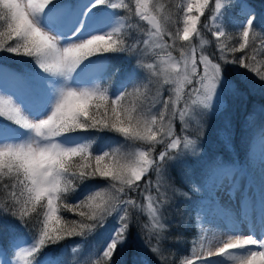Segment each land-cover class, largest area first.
<instances>
[{"label": "snow or ice", "instance_id": "1", "mask_svg": "<svg viewBox=\"0 0 264 264\" xmlns=\"http://www.w3.org/2000/svg\"><path fill=\"white\" fill-rule=\"evenodd\" d=\"M0 52L29 65L0 64V221H15L0 264H66L69 252L82 264H169L180 227L198 237L181 264H264V188L257 199L244 169L207 160L204 143L210 116L264 95V19L249 0H0ZM221 131L230 142L231 122ZM101 133L120 139L95 147ZM259 134L264 145V119ZM134 238L142 247L125 261Z\"/></svg>", "mask_w": 264, "mask_h": 264}, {"label": "trees", "instance_id": "2", "mask_svg": "<svg viewBox=\"0 0 264 264\" xmlns=\"http://www.w3.org/2000/svg\"><path fill=\"white\" fill-rule=\"evenodd\" d=\"M178 2V0H176ZM249 3H251L252 7L255 8L257 15L264 19V0H249ZM0 58H6L9 61L10 60H16V57L13 54L9 53H3L0 52ZM114 66L119 67L121 69V72L126 70L129 65L124 64L121 62L120 59H117L114 61ZM256 67L260 71H264V54L257 55V63ZM231 74V73H230ZM235 75H238V73H233ZM248 76L252 79H255V76L253 73L249 72ZM260 96H263L259 94V92H256L254 95L247 96L243 99H241V104L238 107L235 106L234 111L231 112L230 115V122L232 125V138H233V145L234 150L231 151L227 148H217L214 147L213 144L212 147L209 148V156L206 157L207 160H211L215 158L216 156H222L224 160L226 161H233L237 163L238 166H243L248 170V167H250L252 157H254V154L257 152V150L261 147V140H260V134H259V125L262 121V116L255 117L252 112V102L255 98H259ZM259 100V99H257ZM261 101H263L261 97ZM259 102V101H258ZM250 122L249 124H246L245 122ZM251 126L252 131L249 132L248 128ZM221 134V133H220ZM101 137L99 141L96 143L95 147H100L102 145H105L107 142L115 141L116 135L114 133H101L99 134ZM206 141V140H205ZM210 142L214 143L211 140ZM216 152V153H215ZM201 166L197 165V172H199V168ZM177 179V185L182 188L184 191H189L190 195H192V199H197V196L190 192L189 188L181 183L179 176L176 177ZM103 181H93L90 182V184L93 185H103ZM80 194L78 193L77 196ZM153 195H155L153 193ZM73 198H70V200ZM0 202H2V198H0ZM182 203V202H181ZM189 207L188 205H184L182 203V209ZM66 217H71V213H64ZM168 215H173L172 213H169ZM138 220L146 224L150 227L149 220L146 219L143 212H138ZM15 223V221L12 220L11 217L5 218L2 221H0V244H3L8 239V232L11 226ZM114 226V221L109 220L106 227L102 230H99L98 236L101 237V233L104 231L103 236ZM135 231V229H133ZM102 236V237H103ZM101 237V241H102ZM96 239L94 237H89L88 243L86 245H82L81 248L85 251L87 246L91 245L93 240ZM198 237L196 235V229L195 228H189V227H180V228H173L171 231V242L167 246V256L169 257V264H181V261L186 258H191V248L192 243L194 240H197ZM80 238H74L73 240H66L63 242L62 245L55 246L57 249L64 245H72L74 243H79ZM141 242L138 238H134L133 245L129 251L128 257L123 258L125 261L132 258L133 254L138 248H141ZM47 251V249H46ZM146 251V250H145ZM115 258V257H114ZM151 260V264H159V261L156 259L155 256L149 257ZM66 264H82L83 261H85V257H80V260L77 261L75 258L72 259L69 256L63 257Z\"/></svg>", "mask_w": 264, "mask_h": 264}, {"label": "rangeland", "instance_id": "3", "mask_svg": "<svg viewBox=\"0 0 264 264\" xmlns=\"http://www.w3.org/2000/svg\"><path fill=\"white\" fill-rule=\"evenodd\" d=\"M205 39H209L210 40L212 38H211V36L209 34L206 33L205 34ZM203 47L206 50H208V51H213L214 50L212 48V46L209 45V44H205ZM26 59L27 58L16 57V60H10L9 61L6 58H0V64H5L10 69H20V68H24V67L29 66V65H26L24 63V61ZM231 74H233V73H231ZM261 97H262L263 101H261ZM257 99H259V100H257ZM240 104H241V99H233V100H231L229 102V106L226 107L224 110H222L221 113H219V114H217L215 116H210L208 118L207 131L204 133L205 157L209 156V154H210L209 151L210 150H209L208 147H212L213 144L215 145L214 147H217V148L224 147V148H227V149L231 150L232 152L235 151L234 150V145H233V138H232V140L230 142L226 141L225 138L223 137V134H222L221 130H222L224 124L227 123L228 121H230V115H231V112L234 111L235 106L237 105L239 107ZM252 104H253V106H252L253 115L255 117H260L261 116L260 108L262 106H264V95L260 96L259 98H255L253 100ZM176 131H177V134H179V132H180V125L179 124L176 125ZM115 139L118 140L120 138L116 137ZM213 139H214V143L210 142L211 140L213 141ZM262 157H264V145L261 144V147L254 154V157H252L250 167H248V171H244L241 174L242 175V184L244 185L245 190H247V188H249V187H251L252 190H254L256 188V186L254 185V181H255L254 177H256L257 173L262 169L261 166H260ZM239 167H241V166H239ZM219 195H220V198H221L222 202L230 203L234 210L237 209L238 200H234V199L230 200V198H229V196L227 194V191H223ZM144 215H145L146 219L149 220V222H150V217L148 216L146 210L144 211ZM137 218H139V217H137ZM103 234H104V231L100 234L101 237L103 236ZM101 237L97 241V244H98L99 247H102V245H103V241H101ZM89 246H87V248ZM87 248L85 249V251L81 248L80 252L81 253L82 252H86ZM65 256H69L72 259L75 258L77 261L80 260V257H85V259H87L86 256H82L80 253H77V254L74 255L71 252H69ZM226 264H231V263L229 261H227Z\"/></svg>", "mask_w": 264, "mask_h": 264}, {"label": "bare ground", "instance_id": "4", "mask_svg": "<svg viewBox=\"0 0 264 264\" xmlns=\"http://www.w3.org/2000/svg\"><path fill=\"white\" fill-rule=\"evenodd\" d=\"M9 87H13V85L9 83ZM254 180V185L256 186V190L254 191V193L256 194L258 199L259 193L261 192L262 188H264V176H262V169L257 173V176L254 177ZM244 234L247 235V231H245Z\"/></svg>", "mask_w": 264, "mask_h": 264}]
</instances>
